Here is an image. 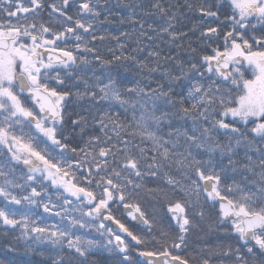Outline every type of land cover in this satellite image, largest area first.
I'll return each instance as SVG.
<instances>
[{
    "label": "snow or ice",
    "instance_id": "6c2138e0",
    "mask_svg": "<svg viewBox=\"0 0 264 264\" xmlns=\"http://www.w3.org/2000/svg\"><path fill=\"white\" fill-rule=\"evenodd\" d=\"M105 7L0 0V227L18 230L50 264H94L101 252L119 264H192L181 251L207 213L240 246L210 250L199 264L217 253L264 264V0H151L145 14L159 24L129 17L141 38L188 44V68L154 87L119 72L81 75L91 41L105 39L97 35ZM180 8L203 23L179 29ZM148 55L155 66L123 53L113 60L149 73L175 60ZM142 196L163 203L167 230Z\"/></svg>",
    "mask_w": 264,
    "mask_h": 264
},
{
    "label": "trees",
    "instance_id": "16d2710c",
    "mask_svg": "<svg viewBox=\"0 0 264 264\" xmlns=\"http://www.w3.org/2000/svg\"><path fill=\"white\" fill-rule=\"evenodd\" d=\"M101 5L106 7L102 13L101 20L103 23L97 24V35H103L104 40H92L90 45L94 47V53L86 54L90 59V63L85 65L81 75L85 78L97 77L100 81H104L109 74L115 75L119 72L123 77L129 81H136L138 85L155 86L157 82L167 85L166 74L177 73L180 64L185 69L188 68L187 60L190 58L187 42L183 47H177L174 44L166 43L162 40L148 41L139 37L138 26L129 22V17L135 16L144 22L146 27L149 23H160V18L155 15L145 14L151 9V0H100ZM182 3L183 0H165V3ZM178 14L180 15V23L178 28L188 31L193 24H202L197 13H188L185 9L180 8ZM45 19L47 16L45 14ZM123 18V22L121 20ZM87 38V34H85ZM189 36L192 37L193 45L199 44V41L191 32ZM75 42L69 43V47H73ZM157 44L159 45L157 47ZM123 45V48L120 47ZM203 47V45H200ZM136 49H142L137 51ZM159 51L161 57L172 56L175 60L165 61L160 60V71L149 73L140 69L139 65L129 59L127 61H114L116 55L123 53L125 56L135 57L137 61L147 64L149 67L155 66V57L149 56L148 51ZM100 57L103 60H113L111 65H104L95 57ZM179 62V63H178ZM119 65V67H117ZM165 75V79H160ZM84 101H79L69 107L70 112L81 111L79 105ZM122 118L131 121V115L122 116ZM55 154V153H54ZM241 153V157H242ZM173 174L175 169L172 170ZM239 180V173H234ZM151 179V178H150ZM251 179V177H249ZM149 187L153 185L149 182ZM163 186V180L159 181ZM141 202L147 208L149 215L155 214L157 220L156 228H164L167 230V214L163 203L157 204L154 200H150L146 196H142ZM78 214V213H77ZM79 234H85V230H80ZM87 235L91 238L102 239L99 233L95 231L88 232ZM174 236L175 233L173 232ZM30 240L24 239L18 230H5L0 227V264H50L49 261L36 253L29 250ZM231 245L232 247H239L240 242L235 239L234 233H230V225L219 224L214 214H207L203 221L198 223V227L194 228L186 237V245L181 251V254L189 259L192 264H199V261L209 253L210 250H216L222 247ZM15 249L10 251L9 249ZM47 248V245H42L40 250ZM210 264H232L231 260L219 253L208 257ZM94 264H119L116 254L109 256L106 253L94 254L90 258Z\"/></svg>",
    "mask_w": 264,
    "mask_h": 264
}]
</instances>
